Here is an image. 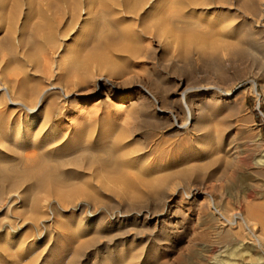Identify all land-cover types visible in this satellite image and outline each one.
I'll list each match as a JSON object with an SVG mask.
<instances>
[{"label": "rangeland", "instance_id": "rangeland-1", "mask_svg": "<svg viewBox=\"0 0 264 264\" xmlns=\"http://www.w3.org/2000/svg\"><path fill=\"white\" fill-rule=\"evenodd\" d=\"M93 1L99 2L100 6L94 3L96 5L93 7ZM100 1L0 0V40H6L8 44L2 45V51L5 52L3 51V54L0 55V72L5 69L7 75L17 73L16 67L19 66V62L20 64L22 61L28 63L29 60L35 58L40 60L43 56L41 51L45 49L46 45L44 36H46L49 26L54 25L52 28L56 39L57 37L59 39L57 42L61 41L60 43L65 44L67 51L59 52L58 59L61 57L62 60H60L61 68L57 70L54 66L53 70L57 72L56 76L42 64L41 67L39 66L38 72L29 77L40 81L49 78L58 88L65 87L66 90L72 91L71 89H73V91L76 90L83 94V96L76 94L65 103L61 101L60 103L57 99L58 108L62 109L63 113L59 118L55 117L46 121L47 126L42 127L44 132L42 128H39L43 124L40 121L34 127L23 122V126L20 125L19 128L21 134L17 133L16 120L10 124H0V161L10 165L18 163L15 167L19 166L16 168L23 170L25 164L24 166L21 164L25 161L24 157L35 150L34 153L36 151L37 155L44 153L45 157L48 156L47 159L65 161V164L58 169V175H67L69 177L66 178L70 179L78 177L74 179L77 181L84 179V184L88 183L87 188L93 190L106 181L105 178L102 179L101 174L104 173V170H108V167L105 166L104 161H100L102 158L103 160L107 158L105 153L108 152V156L113 159L116 157L114 165H119L120 162L121 164L124 162L120 149L127 147L132 152L130 155L132 158L137 155L135 158L137 160L139 156L143 155L142 160L144 157L147 159V163L141 165L143 168L151 169L150 171L152 174L155 173L154 175L172 174L174 171L184 170L192 164L200 167L201 170H203V166L204 173L208 174L218 170L216 175L218 178L213 181L196 180V174L204 175L200 170L197 173L194 172V175L187 174V178L181 177V179L175 180L169 177L170 179L168 178L163 187L160 186L159 189L153 190L143 189L141 190L143 194L138 197L123 194L122 189L110 180L106 181V184L108 183V188L111 186L110 189L114 190L109 189L110 192L101 190L103 195L98 196V199L96 196H91L92 198L89 196L88 199L87 196L80 195V190L77 188L70 191L73 188L72 184L65 187L59 186V188L55 184H50L47 186L50 188L46 187L38 192L31 191L32 184L28 181H26L28 183L22 182L18 184L19 186H14L15 188L8 186L9 184H1L0 264H264L263 239H260L261 246H258L251 234L242 233V237H239V233L233 232V234L227 233L228 236L224 237L221 242L218 240L217 231L219 229L216 228L218 221L215 216L213 217L208 204L209 198H213L217 201L216 205L220 207L222 213L225 214L227 211L231 214L245 209V199L246 202L253 203V205L249 203L245 210L252 218L256 217L254 218L256 219L255 229L260 230L261 228L264 231V164H262L264 161V0H255L254 9L248 5L245 6L241 0H226V2L225 0H204L205 5L202 3L199 6L187 7L186 12L193 15L189 17L190 22L199 21L202 28L204 27V31L207 30V33L210 31V34L213 33L212 35L218 33L229 44L227 49L212 52L210 50L208 52L178 51L176 43L169 35L175 34L174 31L169 33L171 29L165 27L166 30H169L167 32L162 25L160 26L163 28L155 23L144 22V16L150 14V9L161 5L159 0H145L146 2L136 0L137 4L134 3L135 0H128V5L135 8V13L133 10L129 12L121 5V0H117V2L114 0L115 4L110 3L109 0H106L105 3L103 0L104 4ZM140 1L144 4L142 5ZM178 1L166 0L165 7L175 8ZM106 3L108 5H105ZM136 6L141 8H136ZM95 7L96 9H93ZM89 9L97 10L98 14L94 12L95 15L92 13L93 17L87 16L88 12L91 14ZM71 15L74 17L73 19H70ZM96 15L99 16V21L95 22V27L91 26V23L89 27L86 26L85 20L97 18ZM70 20L75 24L71 25ZM40 21L46 25H41ZM66 22L68 23L66 24ZM57 23L61 24H58L60 29H64L61 31H68V33L57 34L55 32ZM68 25L72 27H68ZM42 26H46V29ZM65 27L66 30H69L66 31ZM159 27L162 28L163 34H158ZM206 27L208 28L205 29ZM240 28L241 30H239ZM164 31L167 33L166 35ZM233 32L236 34L234 35ZM30 34L35 41L29 40V38L32 40ZM40 37L43 38V41ZM8 39L10 40L8 41ZM98 39L101 45L97 44ZM128 39L139 44V48L141 47V50L139 48L137 50L138 52L140 50L139 55L135 52V56L130 57L126 53L120 52L121 46L124 45L123 41L125 43ZM237 39L245 46L242 50L238 49ZM86 40L88 41L86 42ZM92 40L94 43L97 42L95 45L99 46H95ZM29 42L33 44L31 45ZM85 44H88V48L93 46V49L90 48L83 54V48L87 47ZM11 46L14 49H11ZM99 47L102 50H99ZM25 48L27 52H30L29 54ZM72 49L75 51V55ZM104 53H109L110 58L107 61L111 62L101 60V54ZM79 54L84 56L88 54L86 58L82 56V59L81 55L80 57L82 60L90 59V64V60L86 63L88 62L90 71L92 69L95 71V73L92 71L95 77L94 83L91 81L88 86L80 87L81 89L74 88L72 81L65 78L66 71L63 70V68L71 67L72 62L78 60ZM10 56H13L14 59L17 58L15 61L17 60L18 63L13 61L14 64H12L13 59ZM80 57L79 60H81ZM67 58L71 64L68 63ZM94 64L95 66H93ZM104 66L106 67L104 68ZM111 67L114 70L110 69ZM98 70L100 71L98 72ZM194 72L199 74L196 86L217 85L220 92L230 91V95L226 97L216 91L188 95L186 101L192 108L193 114L192 125L187 130H177L171 120L160 122L161 117H170L169 113L157 114L155 112L164 98L167 102H173L175 105L172 109H166L165 112L171 110L178 116L183 114L179 105V93L188 87L186 86V75H193L191 73ZM11 74L6 76L5 73L7 79L12 78ZM53 74L61 79H53ZM99 76L108 78L110 83H113L115 92H111L110 88L103 85L102 82H98L95 86ZM208 77L210 79H207ZM158 79H163L164 84L160 83V85L157 82ZM44 83L46 85V82H42L40 85L44 86ZM162 87L164 88L162 89ZM212 93L213 95H210ZM25 98H22L24 103L28 104L29 102L28 105H34L35 101H31L32 99L29 97ZM45 102L43 103L45 104ZM61 106L63 107L61 108ZM198 107L201 108L198 109ZM210 107H214L216 110L209 109ZM141 111L142 113H140ZM205 112L209 115L205 116ZM206 119L211 120L207 121ZM199 121H202L203 124ZM206 122L207 125L204 124ZM223 125L227 127L224 128ZM9 128L13 135L25 136V132H27L23 138L26 144L25 148L21 149V145H14L10 142ZM206 130L209 131L205 135ZM219 130L220 132H218ZM47 132L51 135L50 138L48 137L49 140L45 138ZM37 133L36 144L33 146V139ZM209 136L212 139L217 137L211 140ZM108 137L110 138L108 139ZM216 139L219 143L215 142ZM113 140L120 142L121 145L118 142L119 150L117 148L116 152V149L112 150L110 146L111 150L104 152V148L106 150L110 141L113 142ZM4 143L6 145H2ZM82 145L84 147L80 148ZM4 146L8 147L10 152ZM14 146L18 151L14 149ZM204 146H206V151ZM98 152H102L103 154L100 155H105V157L99 158ZM93 155L97 159L95 157L92 159ZM84 156H88L86 161ZM169 156H174L175 161L170 160L169 162ZM80 157L82 162L78 165L69 162ZM95 160L99 162H95ZM94 162L97 164L95 165ZM100 162L102 166H100ZM210 162L212 164L214 162V164L210 165ZM149 163L155 166H148ZM135 165L137 166V164ZM97 172L98 174H96ZM106 177L110 179L109 176ZM194 180L195 182H193ZM86 181L87 183H85ZM167 184L168 187H166ZM60 189L63 191L61 192ZM44 190L46 191L42 192ZM67 191L69 192L67 193ZM76 191L78 192L76 193ZM29 193L32 194L29 195ZM29 204L31 209L28 207ZM204 235L207 236L204 237ZM236 243L240 252L236 250L234 252L235 247L233 248V246H236Z\"/></svg>", "mask_w": 264, "mask_h": 264}, {"label": "bare ground", "instance_id": "bare-ground-1", "mask_svg": "<svg viewBox=\"0 0 264 264\" xmlns=\"http://www.w3.org/2000/svg\"><path fill=\"white\" fill-rule=\"evenodd\" d=\"M75 1V0H74ZM103 0H101L100 2H102ZM105 1L106 0H104V3H105ZM114 0H109V2L111 3V2H113ZM116 2H117V0H115ZM122 2V4L121 5H123L129 12L131 11V10H133L134 11V13H135V8L133 9V7L131 6H129L128 5V0H121ZM136 1V0H135ZM134 1V3H138V1H136L135 2ZM143 1V0H142ZM145 1V0H144ZM160 2H161V5H157L156 7L154 6V8L152 7V9H150L151 10V12H150V14L148 13V14H146V16H144V22H149V23H151V24H153V23H155L156 25H162V26H164V28L166 27L167 29H171L170 31L169 30H166V28H165V30L168 32L169 31V33H172V31H174L175 32V34H169V35H171L170 36V38H172V40L176 43V47H177V49H178V51H183V52H187V51H190V50H196V51H201V52H208L209 50H210V52H212V51H218V50H224V49H227L229 46V44H227V42H225L224 41V38H221V36L218 34V33H216L215 35H212V34H210V31H209V33H207L206 31H204L203 29H204V27L202 28V24L199 22V21H197V22H190L191 20H189V17L192 15V14H189V13H187L186 12V8L187 7H190V6H199V5H201L203 2H205L204 0H179L178 2H177V4H176V7L175 8H171V9H168V7L166 8L165 7V5H166V0H159ZM222 1H224V0H222ZM239 1V0H238ZM237 1V2H238ZM241 1H243V3H244V5L245 6H249L250 8H252V9H254V7H255V5H254V3L256 2L255 0H241ZM240 1V2H241ZM87 2H89V1H87ZM91 2H92V0H91ZM108 2V1H107ZM108 2V3H109ZM141 2V1H140ZM140 2H139V4H138V6L140 5ZM146 2V1H145ZM159 2V3H160ZM225 2H226V0H225ZM261 2V1H260ZM94 3H97L96 1L94 2L93 1V3L92 4H94ZM103 3V2H102ZM103 3V4H104ZM114 3V2H113ZM112 3V4H113ZM119 3H120V1H119ZM118 3V4H119ZM158 3V2H157ZM206 3V2H205ZM222 3V2H221ZM242 3V2H241ZM78 4V3H77ZM97 4H99V6H100V3L98 2ZM115 4V3H114ZM136 4H134V5H136ZM141 4L143 5L144 3H142L141 2ZM204 4V3H203ZM258 4H260V3H258ZM91 5V4H90ZM96 4H94L93 5V7L95 6ZM105 5H108L107 3L105 4ZM127 5V6H126ZM132 5V4H131ZM155 5V4H154ZM205 5V4H204ZM203 5V6H204ZM98 6V7H99ZM101 6H103L102 4H101ZM123 6H122V8H123ZM167 9H165V8ZM244 7V6H243ZM125 8H124V10H125ZM136 8H139V7H137L136 6ZM141 8V7H140ZM139 8V9H140ZM244 8H246V7H244ZM243 8V9H244ZM258 8H260V7H258ZM79 9V8H78ZM93 9H96V7L95 8H93ZM98 9V8H97ZM101 10H102V7L100 8ZM99 9V10H100ZM90 10V12H91V14L93 13L94 15H95V13L94 12H96L95 10L93 11V10H91V9H89ZM85 11V10H84ZM87 11H88V9H87ZM93 11V12H92ZM138 11V10H137ZM239 11V10H238ZM81 12V11H80ZM79 12V13H80ZM87 13V12H86ZM97 13V12H96ZM248 13V12H247ZM256 13V12H255ZM78 14V13H77ZM89 12L86 14L87 16H89V17H93V14L91 15ZM98 14V13H97ZM114 14V13H113ZM117 14V13H116ZM250 14V13H249ZM80 15V14H79ZM91 15V16H90ZM115 15V14H114ZM76 16V15H75ZM97 16V15H96ZM193 16V15H192ZM13 17V16H12ZM11 17V18H12ZM71 17L72 18H70V19H73L74 17L71 15ZM88 17V18H89ZM98 17L99 16H97V18H96V20H95V18H93L92 20L90 19V20H85V24H86V26H88L89 27V25H90V23H91V26L93 25L94 27H95V22L98 20ZM113 17V16H112ZM76 18V17H75ZM103 18V17H102ZM114 18V17H113ZM229 18V17H228ZM232 19V18H231ZM63 20V18L61 19V21ZM75 20V19H74ZM142 20V19H141ZM99 21V20H98ZM115 21V20H114ZM235 21V20H234ZM37 22V21H36ZM70 22H71V25L73 24L72 23V21L70 20ZM73 22H75V21H73ZM143 22V21H142ZM39 23H41V21L39 22ZM45 23V22H44ZM52 23V22H51ZM68 22H66V24H67ZM148 23V24H149ZM54 24V23H53ZM56 24V23H55ZM58 24H60V23H57V28L55 27V32L57 33V34H61V35H65V34H67L68 33V31L67 30H69V29H67L66 30V27H65V30L67 31V32H64V31H61L63 28H59L58 27ZM70 24V23H69ZM75 24V23H74ZM73 24V25H74ZM142 24V23H141ZM41 25H46V24H43V22L41 23ZM61 25V24H60ZM63 25V24H62ZM71 25H68V27L69 26H71ZM145 25V24H144ZM147 25V24H146ZM179 25V26H178ZM208 25V24H207ZM224 25V24H223ZM242 25V24H241ZM248 25V24H247ZM54 25H52L51 27L49 26V28L47 29V34H46V36H44L45 38H46V40H45V49L43 50L42 49V53H43V56L41 57V59L39 60V58H35V59H31V60H29V62L28 63H25L26 61H22V63L20 64V62L18 63V61H17V63L19 64V66L18 67H16L17 68V73L15 72V73H13V74H11L12 75V78L11 79H7V77L6 76H10V74L9 75H7V70H2L1 72H0V124H5V123H8V124H10V122H13L14 120H16L15 122H17V133H19V132H21V131H19V128L21 127L20 125H22V123L23 122H25L28 126H32V127H34V126H36L37 125V123H40V122H42L41 124H42V126L41 127H39V128H42L44 125H45V127L47 126L45 123H46V121H50L52 118H59V116L60 115H62V109H60V108H58V104H59V102L61 101V102H63V103H65L66 101H68V99L70 98V97H72V96H74V95H80V96H83V94H81V93H78L76 90L75 91H73V89H71L72 91H69L68 89V91L65 89V87L64 88H58V87H56L55 86V84H53V80H50L49 78H47L45 81H40V80H33L34 78H31V77H29L30 75H32L33 73H37L38 72V68H39V66L41 67L42 66V64H43V66H45L47 69H49V70H51L52 72H51V74L52 73H54L56 76H57V72L56 71H54L53 70V68H55L56 67V69L57 70H59L60 68H61V66H60V60H61V57L58 59V57H59V52H67L66 51V47L62 44V43H60V42H57V39H58V37H57V39H56V37H55V35L56 34H54V27H53ZM65 26V25H64ZM63 26V27H64ZM83 26H85V25H83ZM149 26V28H150V25H148ZM153 26V25H152ZM162 26H160V27H162ZM212 26V25H211ZM215 26V25H214ZM42 27H44V26H42ZM46 27V26H45ZM44 27V28H45ZM53 27V28H52ZM72 27V26H71ZM70 27V28H71ZM143 27H145V26H143ZM159 27V29H157V30H159V32H158V34L160 35V34H163V31L161 30L162 28H160ZM209 27H210V25H209ZM87 28V27H86ZM146 28H147V26H146ZM145 28V29H146ZM156 28H158V27H156ZM208 27H206L205 29H207ZM229 28H231V27H229ZM243 28V27H242ZM46 29V28H45ZM88 29V28H87ZM144 29V28H143ZM198 29V30H197ZM244 29V28H243ZM64 30V29H63ZM149 30V29H148ZM209 30V29H208ZM212 30H213V27H212ZM239 30H241V28L239 29ZM83 31V30H82ZM112 31V30H111ZM231 31V30H230ZM113 32V31H112ZM141 32V31H140ZM145 33H146V30L144 31ZM173 32V33H174ZM238 32V31H237ZM33 33V32H32ZM45 33V32H44ZM43 33V34H44ZM100 33V32H99ZM102 33V32H101ZM215 33V32H214ZM230 33V32H229ZM234 33V32H233ZM240 33V32H239ZM39 34V33H38ZM103 34V33H102ZM113 34V33H112ZM164 34L166 35L167 33H165V31H164ZM236 33H234V35H235ZM243 34V33H242ZM25 35V34H24ZM34 35H36L35 33H34ZM100 35V34H99ZM169 35H167V36H169ZM232 35V34H231ZM238 35V34H237ZM30 36H31V34H30ZM29 37V36H28ZM64 37V36H63ZM7 38V37H6ZM31 38H32V40L29 38V40L30 41H32L33 42V40L35 41V39L33 38V36H31ZM36 39H37V36L35 37ZM40 38H42V37H40ZM62 38V37H61ZM2 39H5V38H2ZM25 39H26V37H25ZM127 39V38H126ZM243 39V38H242ZM10 39H8V41H9ZM59 40V39H58ZM93 40H97V39H93ZM92 40V41H93ZM170 40V39H169ZM238 40V39H237ZM21 41V40H20ZM20 41H18V42H20ZM41 41H43V38H42V40ZM40 41V42H41ZM82 41H85V40H82ZM88 40H86V42H87ZM25 42V41H24ZM26 42H28V41H26ZM38 42V41H37ZM37 42H35L36 44H37ZM39 42V43H40ZM96 42V41H95ZM100 40L98 39V43L97 44H99V45H101L100 43ZM133 42V43H132ZM7 44V42H6V40H0V55H1V53L4 51H2V45H4V44ZM10 43V42H9ZM29 43H31V42H29ZM43 43V42H42ZM93 43H94V41H93ZM96 43H94V45L96 44ZM11 44V43H10ZM33 43H31V45H32ZM89 44V43H88ZM88 44H85V45H87V47H82L81 46V48H83V50H84V52H83V54H85V51H89L90 50V48H92V47H90V48H88ZM123 44L124 45H122L121 46V51L120 52H123V53H126V55H128V56H130V57H133V56H135V52H136V54H138V53H140V48H139V44H135L134 43V41H130L129 39L127 40V42H125L124 43V41H123ZM8 45V44H7ZM7 45H6V47H7ZM26 45V44H25ZM84 45V44H83ZM91 45H92V43H91ZM99 45H95V46H99ZM238 49H241L242 50V48L243 47H245L239 40H238ZM236 45V46H237ZM5 46V45H4ZM20 46H23V45H20ZM28 46V45H27ZM26 46V47H27ZM29 46H30V44H29ZM94 46V47H95ZM144 46V45H143ZM21 48V47H20ZM24 48V47H23ZM138 48L140 49L139 50V52L137 51L138 50ZM8 49V48H7ZM6 49V50H7ZM11 49H14L12 46H11ZM10 49V50H11ZM26 49V48H25ZM29 49V48H28ZM33 49H34V47L31 49L32 51H33ZM37 49V48H36ZM80 49V48H79ZM93 49V48H92ZM97 49V48H96ZM245 49V48H244ZM248 49V48H247ZM9 50V49H8ZM22 50V49H21ZM30 50V49H29ZM78 50V49H77ZM82 50V49H81ZM82 50V51H83ZM99 50H102L100 47H99ZM120 50V49H119ZM24 51V50H23ZM31 51V52H32ZM35 51V50H34ZM70 51V50H69ZM68 51V52H69ZM72 51H74L73 49H72ZM106 51V50H105ZM244 51V50H243ZM5 52V51H4ZM26 52H27V49H26ZM25 52V53H26ZM40 52V51H39ZM77 52V51H76ZM78 52H81V51H78ZM93 52V51H92ZM101 53H102V51H100ZM107 52V51H106ZM222 52V51H221ZM28 54L30 53V52H27ZM95 53V52H94ZM3 54V53H2ZM27 54V55H28ZM34 54H36V53H34ZM33 54V55H34ZM38 54V53H37ZM65 54H67V53H65ZM71 54V53H70ZM81 55V54H79V57H80V55H81V57L83 56V57H87V55L86 56H84V55ZM89 54H90V52H89ZM109 53H104V54H101V56H102V61L103 60H106V62H109V61H107V59L108 58H110L109 57V55H108ZM142 54V53H141ZM9 55H11V54H9ZM74 55H75V51H74ZM73 55V56H74ZM92 55H93V53H92ZM100 55V54H99ZM120 55V54H119ZM139 55V54H138ZM28 56H30V55H28ZM66 56V55H65ZM78 56V55H77ZM137 56V55H136ZM13 60L11 61V59H10V61L11 62H15L16 63V61H15V59H17V58H15L14 59V57L13 56H10ZM31 57H32V53H31ZM39 57H40V55H39ZM79 57H78V60H74V58H73V60L75 61V62H72V65H71V67H67V68H63V66H62V68H63V70H65L66 72L64 73V76H66L65 78H67V79H69V80H71L72 81V84H73V86H74V88H77V89H81L80 87H82V86H88L89 85V83L91 82V81H93L94 80V74H93V72L95 73V71H93V69H92V71H90V66H89V64H90V62H91V60L89 61V60H82L83 59V57H82V59H81V57H80V59L81 60H79ZM93 57H95V56H93ZM1 58V57H0ZM25 58V57H24ZM29 58V57H28ZM65 58V57H64ZM76 58V57H75ZM92 58V57H91ZM97 58V57H96ZM95 58V59H96ZM88 59V58H87ZM93 59V58H92ZM111 60H112V62H113V59L111 58ZM1 61H2V59H1ZM62 61V60H61ZM67 61H68V63H70L69 62V60H68V58H67ZM66 61V62H67ZM72 61V60H71ZM86 61H89V64H87L86 63ZM94 61V60H93ZM14 62L12 63V64H14ZM104 62V61H103ZM111 62V61H110ZM115 62H116V60H115ZM117 62H120V61H118L117 60ZM93 63V62H92ZM121 63V62H120ZM17 64V65H18ZM71 64V63H70ZM101 64V63H100ZM113 64V63H112ZM116 64V63H115ZM114 64V65H115ZM16 65V64H15ZM15 65H13V66H15ZM16 65V66H17ZM97 65L99 66V64L97 63ZM111 65V64H110ZM110 65H107V66H110ZM8 66V65H7ZM55 66V67H54ZM92 66V65H91ZM93 66H95V64L93 65ZM92 66V67H93ZM97 66V67H98ZM102 66V65H101ZM112 66V65H111ZM123 66V65H122ZM106 66H104V68H105ZM115 67V66H114ZM118 67V66H117ZM5 68H7V67H5ZM15 68V67H14ZM99 68V67H98ZM102 68V67H101ZM100 68V69H101ZM55 69V70H56ZM110 69H113L112 67L110 68ZM10 70H12V69H10ZM10 70H8V71H10ZM114 70V69H113ZM117 71H119L118 69H116ZM41 71V70H40ZM43 71V70H42ZM45 71V70H44ZM100 70H98V72H99ZM110 71H112V70H110ZM116 71V72H117ZM104 72V71H103ZM113 72V71H112ZM222 72V71H221ZM5 73H6V76H5ZM30 73V74H29ZM50 73V72H49ZM101 73V72H100ZM53 74V75H54ZM114 74V73H113ZM187 74V73H186ZM191 74H193V75H186V86H188V87H186V88H184L180 93H179V105H180V110L182 111L181 113H183L181 116H178L177 114H173V112L171 111V110H169L168 112H165V110L167 109H172V107H174L175 105H174V103L172 102H167L166 101V99L164 98L162 101H161V105H160V103H159V107L158 108H156V113L158 114H165V113H169V115H170V117L168 116V117H165V116H163V118L161 117L159 120H160V122H162V121H168V120H171L172 121V124L174 125V127L177 129V130H187L188 129V127L190 126V125H192L191 124V122H192V114H193V112L191 111V109L192 108H190V106H189V104L187 103V101H186V98H187V96L188 95H190V94H192V93H202V94H204V93H209V91H216V92H220V88H218L217 87V85L216 86H196L198 83H196L197 82V79H198V76H199V74L198 73H191ZM43 75V74H42ZM48 75V74H47ZM55 75L53 76V79H56V78H59V79H61V77H55ZM111 75V74H110ZM64 76H63V78H64ZM98 76V75H97ZM112 76V75H111ZM34 77V76H33ZM10 78V77H9ZM201 78V77H200ZM199 78V79H200ZM207 79H210L209 77L207 78ZM212 79V78H211ZM62 81H63V79H62ZM66 81V80H65ZM163 79L161 80V79H158V83L160 84V83H162V84H164L163 83ZM204 81V80H203ZM213 81V80H212ZM42 82H46V85H45V83H44V86H41L40 84H42ZM70 82V81H69ZM100 83V82H102L103 83V85H105V86H107V87H109L110 88V90H111V92H115L114 91V86H113V83H110V81H109V79L108 78H105V77H103V76H99L98 78H97V81L95 82V86H96V84L97 83ZM93 83H94V81H93ZM161 85V84H160ZM207 85V84H206ZM29 86H31V87H29ZM166 86V85H165ZM164 87H162V89H163ZM108 89V88H107ZM167 89V88H166ZM75 92H77V93H75ZM168 92V91H167ZM230 91H223V92H220V93H222L224 96H229L230 95V93H229ZM83 93V92H82ZM150 94V93H149ZM168 94V93H167ZM218 94V93H217ZM153 95V94H152ZM170 95V94H169ZM210 95H213V93L212 94H210ZM164 96V95H163ZM25 97H29V99H32L31 101H35V103H34V105L33 106H30V105H28L29 104V102H28V104H26V103H24L23 101H22V98H25ZM153 98V97H152ZM210 98H212V97H210ZM26 99V98H25ZM24 99V100H25ZM58 99V101L56 102V100ZM154 99V98H153ZM214 99H216V98H214ZM155 100V99H154ZM27 101V100H26ZM45 101H47V102H45ZM216 101V100H215ZM43 102H45V104L43 103ZM60 102V103H61ZM213 102V101H212ZM221 102V101H220ZM219 102V103H220ZM190 103H191V101H190ZM214 103V102H213ZM216 103V102H215ZM224 103V102H223ZM135 104V103H134ZM176 104V103H175ZM64 105V104H63ZM140 105V104H139ZM139 105H137V106H139ZM199 106V105H198ZM201 106V105H200ZM60 107V106H59ZM63 106H61V108H62ZM202 107H203V105H202ZM218 107V106H217ZM140 108V107H139ZM197 108V107H196ZM199 108H201V107H198V109ZM207 108V107H206ZM205 108V109H206ZM212 107H210L209 109H211ZM143 109V108H142ZM141 109V110H142ZM204 109V110H205ZM213 110H214V107L212 108ZM200 110H202V109H200ZM216 110V109H215ZM214 110V111H215ZM136 111H137V109H136ZM139 111V110H138ZM211 111V110H210ZM213 111V112H214ZM144 112V111H143ZM207 112V111H206ZM205 112V116L207 115V113ZM228 112V111H227ZM226 112V113H227ZM140 113H142V111L140 112ZM203 113H204V111H203ZM212 113V112H211ZM232 113V112H231ZM201 115H203L202 113H200ZM218 114V113H217ZM230 114V113H229ZM233 114V113H232ZM136 115H137V112H136ZM209 115V114H208ZM207 115V116H208ZM219 115V114H218ZM194 116V115H193ZM217 116V115H216ZM230 116H231V114H230ZM197 117V116H196ZM199 117V116H198ZM211 117V116H210ZM209 117V118H210ZM229 117V116H228ZM202 118V117H201ZM198 119H200V118H198ZM224 120H225V118H223ZM146 120H148V119H146ZM207 120V119H206ZM209 120H211V119H209ZM209 120H207V121H209ZM219 120H221V119H219ZM40 121V122H39ZM195 121H196V119H195ZM226 121V120H225ZM197 122H198V120H197ZM199 122H201V124H203L202 123V121H199ZM204 122V121H203ZM211 122V121H210ZM215 122V121H214ZM213 123V122H212ZM220 123V122H219ZM196 124V123H195ZM205 125H207V122L206 123H204ZM198 125H199V123H198ZM3 126V125H2ZM19 126V127H18ZM23 126V125H22ZM204 126V125H203ZM202 126V127H203ZM224 126V125H223ZM10 127V126H9ZM225 127H227V126H224V128ZM2 128V127H1ZM8 128V127H7ZM194 128V127H193ZM27 129V128H26ZM49 129V128H48ZM222 129H223V127H222ZM41 130V129H40ZM199 130V129H198ZM220 130H221V128H220ZM220 130L218 131V132H220ZM4 131V130H3ZM42 131H43V128H42ZM45 131V130H44ZM43 131V132H44ZM202 131V130H201ZM207 131V130H206ZM209 131V130H208ZM208 131L207 132H205L204 134L206 135V133H208ZM223 131H224V129H223ZM13 132V131H12ZM15 132V131H14ZM211 132V131H210ZM7 133H8V131H7ZM6 133V134H7ZM9 133H10V136H9V138L11 139V143H14V145L15 144H19V145H21L20 147H21V149H23V147L25 148V146H26V144H25V142H24V139L23 138H25V136H26V134H27V132H25V136L24 135H13V134H11V129L9 128ZM48 133V132H47ZM215 133H217V132H215ZM214 133V134H215ZM5 134V135H6ZM19 134H21V133H19ZM35 134V133H34ZM43 134V133H42ZM203 134V133H202ZM201 134V135H202ZM211 134H213V133H211ZM213 134V135H214ZM221 134V133H220ZM198 135V134H197ZM216 135V134H215ZM224 135V134H223ZM3 136V135H2ZM53 136V135H52ZM218 136V135H217ZM216 136V137H217ZM37 137H38V133L34 136V141H33V146L36 144V139H37ZM41 137V136H40ZM48 137L50 138L51 137V135H50V133H48V134H46V136H45V138L46 139H48ZM198 137V136H197ZM207 137V136H206ZM210 137V136H209ZM215 137V138H216ZM110 137H108V139H109ZM117 138V137H116ZM215 138H213V139H215ZM1 139V138H0ZM6 139V138H5ZM195 139H196V137H195ZM199 139V138H198ZM201 139V138H200ZM206 139V138H205ZM210 139L211 140H213L212 139V137H210ZM40 140V139H39ZM49 140V139H48ZM107 140V139H106ZM210 140V141H211ZM119 141H120V139H119ZM119 141H117L116 142V140L114 141L113 140V142H111L110 141V144H109V146L108 147H106V144H105V147H106V150H105V148H104V152L105 151H108V150H115L116 149V152L119 150V145H118V142ZM206 141V140H205ZM208 141H209V139H208ZM207 141V143L209 144V142ZM220 141H221V137H220ZM9 142V141H8ZM215 142H217V139L215 140ZM214 142V143H215ZM3 143V142H2ZM83 143H85V142H83ZM105 143H106V141H105ZM201 143V142H200ZM206 143V142H205ZM211 143V142H210ZM217 143H219V141L217 142ZM221 143V142H220ZM87 144V143H86ZM119 144H120V142H119ZM216 144V143H215ZM2 145H6L5 143L4 144H2ZM1 145V146H2ZM58 145V144H57ZM121 145V144H120ZM217 145V144H216ZM10 146V145H9ZM32 146V147H33ZM50 146V145H49ZM48 146V147H49ZM110 146H111V149H110ZM214 146V145H213ZM220 146V145H219ZM5 147V146H4ZM15 148L14 149H16L17 150V148H16V146H14ZM18 147V146H17ZM53 147V146H52ZM55 147V146H54ZM53 147V148H54ZM84 146L82 145V147H80V148H83ZM86 147V146H85ZM197 147H198V144H197ZM206 146H204V149H205V151H206V148H205ZM208 147V146H207ZM215 147V146H214ZM213 147V148H214ZM217 147V146H216ZM3 148V147H2ZM6 148V147H5ZM4 148V149H5ZM8 148V147H7ZM6 148V150L7 151H9L10 152V149L8 150ZM56 148V147H55ZM117 148H118V150H117ZM120 148H121V146H120ZM211 148V145H210V147H209V149ZM19 149V148H18ZM32 149V148H31ZM34 149H36V148H34ZM39 149V148H38ZM203 149V148H202ZM203 149V150H204ZM208 149V148H207ZM42 149H40V151H41ZM51 150H52V148H51ZM85 151H86V148L84 149ZM101 150H103V149H101ZM18 151V150H17ZM21 150H19V152H20ZM32 151V150H31ZM34 151L35 150H33L32 152H31V154H30V152H29V155L27 154L24 158H25V161H24V163L23 164H21V165H23L24 166V164H25V168L23 169V170H18L16 167H19V166H16L15 167V165H17L16 163L14 164V165H10V164H5V163H3V162H1L0 161V185L1 184H9L8 186H11V187H14V186H17L18 184H21L22 182H26V181H28V182H30L31 184H32V187H31V191L32 190H36L37 192L38 191H40V190H43V188L45 189L47 186H49L50 184H55V185H57L58 186V188H59V186L60 187H65V186H67V185H69L70 186V184H72V186H73V188L70 190V191H72L74 188H77L78 190H80V195H83L84 197L85 196H87L88 197V199L91 197V196H96V198L98 197V196H102L103 195V191H105V192H110L109 191V189H110V187L108 188V186H107V184H106V181L108 182V181H110L111 180V182H113V183H115L116 185H118L119 187H120V189H122V193L123 194H125V195H127V196H140V195H142L143 193L141 192V190H153V189H157L158 187H163V184L168 180V178L170 177V178H173V179H175V180H177V179H181V177H186V175L187 174H190V173H192V175H194L195 173H197V172H199V170L200 171H202V173H204V167L202 166V168H203V170H201L200 169V167H197V166H195V165H188L187 167L188 168H185L184 170H179V171H174L172 174H167V173H165V174H162V175H159V174H157V175H154V174H152V172L150 171L151 169H149V168H143V166L141 165L142 163H147V159L144 157L143 158V160H142V157H143V155H141V156H139V158L136 160L135 158H137V155H136V157H134V158H132L130 155L132 154V152H131V150H129V148H124V147H122L121 149H120V153H121V155L124 157V162L121 164V162H120V164H119V162H118V164L119 165H114V162H115V158L113 159L112 157H109L108 156V152L107 153H105V155H107V158H105L104 160H103V158L100 160V161H104V163H105V166H107L108 167V170L106 171V170H104V173L102 172V174H101V176H102V179L103 178H105L106 179V181L105 182H102L101 183V181L99 182V183H101V185H100V187L98 186V187H96V189H88L87 188V185H88V183H87V181L85 182V183H87V185L86 184H84V179H83V181H77V180H74L75 178L77 179L78 177H75L74 179H70V178H66V177H69V176H64V175H62V176H60V175H58V169H60L62 166H63V164H65V161H59L60 159H55V160H50L51 158H49V159H47V157H45L42 153H41V155L39 154V155H37V151L34 153ZM209 151V150H208ZM239 151V150H238ZM16 152V151H15ZM14 152V153H15ZM41 152H43V151H41ZM48 152V151H47ZM95 152V151H94ZM114 152V151H113ZM21 153V152H20ZM49 153V152H48ZM91 153V152H90ZM97 153V152H96ZM102 152H98V154L100 155ZM119 153V154H120ZM16 154V153H15ZM46 154V153H45ZM83 154V153H82ZM103 154V153H102ZM206 154V153H205ZM17 155V154H16ZM19 155H21V154H19ZM19 155H18V158H19ZM25 155V154H24ZM23 155V156H24ZM105 155H102V156H104L105 157ZM120 155V156H121ZM22 156V157H23ZM79 156V155H78ZM101 155H100V157L99 158H101L102 157ZM116 156V155H115ZM118 156V155H117ZM119 156V157H120ZM49 157H50V155H49ZM86 157H88V156H86ZM86 157L84 156V160L86 159ZM91 157V156H90ZM89 157V158H90ZM93 157H95L94 155L92 156V159H94ZM147 157V156H146ZM210 157V156H209ZM96 158V157H95ZM169 159V162H170V160L172 161V160H174L175 161V157L174 156H172V157H168ZM97 159V158H96ZM117 159V158H116ZM209 159V158H208ZM89 161H90V159H88ZM119 160V159H118ZM19 161H21V160H19ZM18 161V162H19ZM68 161V160H67ZM86 161V160H85ZM84 161V162H85ZM94 161V160H93ZM92 161V162H93ZM98 161V160H97ZM96 160H95V162H97ZM208 161H210V160H208ZM212 161V160H211ZM215 161H217L216 159H215ZM7 162V161H6ZM23 162V161H22ZM21 162V163H22ZM69 162H71V163H75V164H80V162H82V158L80 157V158H74V159H72V160H70ZM94 162V164L96 165L97 163H95ZM99 162V161H98ZM168 162V163H169ZM9 163V162H8ZM20 163V162H19ZM68 163V162H67ZM71 163H69V164H71ZM90 163H91V161H90ZM103 163V162H102ZM208 163V162H207ZM84 164H86V163H84ZM89 164V163H88ZM93 164V165H94ZM135 164H137V166L135 165ZM206 164V163H205ZM204 164V165H205ZM213 164H214V162H213ZM211 162H210V165H213ZM262 164H264V161L262 162ZM21 165H20V167H21ZM144 166H146L145 164H143ZM151 165H154V164H150L149 163V165L148 166H151ZM196 165H198V164H196ZM65 166V165H64ZM79 166H81V165H79ZM89 166H90V164H89ZM100 166H102L101 165V162H100ZM147 166V167H148ZM155 166V165H154ZM166 166V165H165ZM200 166V165H199ZM206 166V165H205ZM152 167V166H151ZM186 167V166H185ZM209 167V166H208ZM92 168V167H91ZM101 168V167H100ZM105 168V167H104ZM207 168V167H206ZM258 168V167H257ZM182 169V168H181ZM102 170V169H101ZM206 170H208V169H206ZM86 172V171H85ZM195 172V173H194ZM217 172H218V170H215V171H212V173L210 172L209 174L208 173H206V175H205V173H204V175H202V174H196V180H211V181H213V180H217L216 178H218V177H216V175H217ZM61 173V172H60ZM63 173V172H62ZM91 173V172H90ZM63 174H65V172L63 173ZM96 174H98V172L96 173ZM161 174V173H160ZM235 175V174H234ZM264 175V174H263ZM95 176V175H94ZM100 176V175H99ZM98 176V177H99ZM106 176H109L110 177V179H108ZM70 177H74V176H70ZM81 177V176H80ZM83 177V176H82ZM93 177V176H92ZM89 178H91V177H89ZM169 178V179H170ZM187 178V177H186ZM189 178V177H188ZM80 179V178H79ZM86 179V178H85ZM93 179H95V178H93ZM97 179V178H96ZM100 179V178H99ZM183 180H184V178H182ZM192 179V178H191ZM190 179V180H191ZM81 180V179H80ZM89 181V184H90V182L92 181V179H91V181L90 180H88ZM171 181V180H170ZM169 181V182H170ZM192 181V180H191ZM28 182H26V183H28ZM94 182V181H93ZM92 182V183H93ZM96 183H97V180L95 181ZM94 182V183H95ZM193 182H195V180L193 181ZM197 182V181H196ZM95 183V184H96ZM176 183V182H175ZM94 184V185H95ZM106 184V185H105ZM111 184V183H110ZM86 185V186H85ZM90 185H92V184H90ZM109 185V184H108ZM166 185V184H165ZM255 185V184H254ZM19 186V185H18ZM71 186V187H72ZM113 186V185H112ZM259 186V185H258ZM2 186H0V188H1ZM5 187V186H4ZM115 187V186H114ZM166 187H168V184H167V186ZM15 188V187H14ZM47 188H50V187H47ZM16 189H18L17 187H16ZM55 189V188H54ZM112 189V188H111ZM110 189V190H111ZM159 189V188H158ZM22 190V189H21ZM61 190V189H60ZM59 190V191H60ZM75 190V189H74ZM73 190V191H74ZM101 190H103V191H101ZM114 189H112V191H113ZM118 190V189H117ZM197 190V189H196ZM33 191V192H34ZM46 190H44V191H42V192H45ZM63 190H61V192H62ZM111 191V192H112ZM11 192V191H10ZM29 192V191H28ZM32 192V193H33ZM69 191H67V193H68ZM78 191H76V193H77ZM118 193H119V190L117 191ZM252 192V191H251ZM31 193V194H32ZM51 193V192H50ZM49 193V194H50ZM64 194L66 193V192H63ZM70 193H72V192H70ZM74 193V192H73ZM75 193V194H76ZM197 193V192H196ZM200 193V192H199ZM203 193V192H202ZM17 194V193H16ZM30 193H29V195H31ZM38 194V193H37ZM41 194V193H40ZM46 194V193H45ZM44 194V195H45ZM55 194V193H54ZM61 195H62V193H60ZM78 194V195H79ZM111 194V193H110ZM36 195V194H35ZM43 195V194H42ZM78 195H77V197H78ZM79 195V196H80ZM120 195H122V194H120ZM190 195V194H189ZM188 195V196H189ZM1 196V195H0ZM65 196V195H64ZM73 196H74V194H73ZM72 196V197H73ZM83 196H81V197H83ZM90 196V197H89ZM123 196V195H122ZM210 196V195H209ZM34 197H36V196H34ZM68 198H69V196H67ZM207 197V196H206ZM248 197V196H247ZM64 198H66V196L64 197ZM92 198V197H91ZM94 198V197H93ZM187 198V197H186ZM98 199V198H97ZM64 200V199H63ZM70 200V199H69ZM101 200V199H100ZM66 201H67V198H66ZM209 208L211 209V213H212V215H213V217L215 216V219H216V221H218L217 222V229H219V231H217V234L219 235L217 238H218V240L221 242V240H223V238L224 237H227L228 236V234L227 233H232L233 234V232H235V233H239L240 235H239V237H242V233L243 234H245V233H249V234H251L252 235V237H254L255 239H254V241H255V243L258 245V246H261L260 245V239H263L264 240V231L260 228V230H258L257 228L255 229V225H256V219H254V218H256V217H254V218H252V216L250 215V214H248V212L245 210V209H247L248 208V206H249V203L248 202H246L245 201V199H244V207H245V209H243V210H240V211H238V212H236V213H231V214H229V213H227V211H225L226 213L224 214V213H222V211H221V209H220V207H218V205H216V203H217V201H215V199H210L209 198ZM34 203V202H33ZM33 203H31V204H33ZM36 203V202H35ZM37 204V203H36ZM251 204V203H250ZM255 204V203H254ZM263 204V203H262ZM251 205H253V203L251 204ZM259 206H261L260 204H258ZM35 206V205H34ZM33 206V207H34ZM37 206V205H36ZM256 206V205H255ZM28 207H30V204H29V206ZM208 207V206H207ZM32 207H30V209H31ZM35 208V207H34ZM33 208V209H34ZM255 208V207H254ZM259 208V207H258ZM263 208H264V206H263ZM24 209H26V208H24ZM32 209V210H33ZM36 209V208H35ZM37 210V209H36ZM26 211V210H25ZM28 212V211H27ZM229 212V211H228ZM31 213V212H30ZM35 213V212H34ZM33 213V214H34ZM36 213H37V211H36ZM259 213H260V211H259ZM37 215H38V213H37ZM256 215V214H255ZM212 217V216H211ZM212 220H214V219H212ZM263 225V224H262ZM255 226V227H254ZM260 226H261V224H260ZM214 227V226H213ZM219 232V233H218ZM214 234V233H213ZM216 235V234H215ZM247 235V234H246ZM207 235H204V237H206ZM213 238V237H212ZM246 238V237H245ZM215 239V238H214ZM233 240V239H232ZM238 240V239H237ZM218 242V241H217ZM238 242H240V241H238ZM241 243H243V242H241ZM240 243V244H241ZM238 244L236 243V246L234 245L233 246V248L235 247V249H234V252H235V250L236 251H239V248H238V246H237ZM244 245V244H243ZM264 245V244H263ZM241 247H243L242 245H241ZM245 248V247H244ZM249 248V247H248ZM233 250V249H232ZM248 250V249H247ZM232 252V251H231ZM240 252V251H239ZM242 252V251H241ZM247 253V252H246ZM231 255H232V253H230ZM234 254H237V253H234ZM262 254V253H261ZM240 255V254H239ZM237 256V255H236ZM234 258H236V257H234ZM239 259V258H238ZM228 264H230V263H228Z\"/></svg>", "mask_w": 264, "mask_h": 264}]
</instances>
